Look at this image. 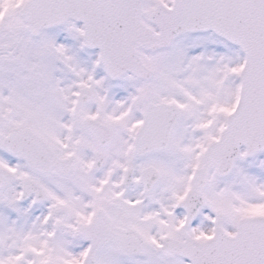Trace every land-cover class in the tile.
<instances>
[{
	"label": "snow or ice",
	"instance_id": "1",
	"mask_svg": "<svg viewBox=\"0 0 264 264\" xmlns=\"http://www.w3.org/2000/svg\"><path fill=\"white\" fill-rule=\"evenodd\" d=\"M0 264H264V0H0Z\"/></svg>",
	"mask_w": 264,
	"mask_h": 264
}]
</instances>
